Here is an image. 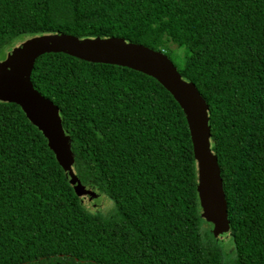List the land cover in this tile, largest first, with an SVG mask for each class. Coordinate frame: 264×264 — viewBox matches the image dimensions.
Segmentation results:
<instances>
[{"label": "trees", "instance_id": "trees-1", "mask_svg": "<svg viewBox=\"0 0 264 264\" xmlns=\"http://www.w3.org/2000/svg\"><path fill=\"white\" fill-rule=\"evenodd\" d=\"M60 31L145 44L195 82L228 202L230 264H264V0H0V61L18 39ZM32 80L60 108L82 183L116 209L89 210L43 132L0 101V264H225L168 89L64 52L39 56Z\"/></svg>", "mask_w": 264, "mask_h": 264}, {"label": "water", "instance_id": "water-1", "mask_svg": "<svg viewBox=\"0 0 264 264\" xmlns=\"http://www.w3.org/2000/svg\"><path fill=\"white\" fill-rule=\"evenodd\" d=\"M48 52H64L91 62L127 66L156 78L168 89L183 108L190 127L202 216L213 224L216 238L230 231L221 166L212 149L209 104L195 82L185 79L166 53L121 36L80 38L60 31L29 37L0 61V101L20 105L43 132L76 194L82 198L95 195V191L82 183L74 169L71 138L63 126L60 108L43 95L32 80L36 59Z\"/></svg>", "mask_w": 264, "mask_h": 264}, {"label": "rangeland", "instance_id": "rangeland-1", "mask_svg": "<svg viewBox=\"0 0 264 264\" xmlns=\"http://www.w3.org/2000/svg\"><path fill=\"white\" fill-rule=\"evenodd\" d=\"M25 38L18 39V43L22 42ZM11 50L10 47H6L1 55V61L6 57L7 53ZM91 190L95 191V195L90 196L86 195L84 199V203L88 207L89 210L95 212V213H101L103 215H107L113 211H115L116 206L113 199H111L108 195L105 193L96 190L95 188L91 186H87ZM208 225H205V232H207L210 235H213V225L210 223H207ZM217 244L223 249L224 256H225V264H230L231 260L233 259L235 255V243L233 240V237L231 236L230 232H226L222 234L220 237L216 238Z\"/></svg>", "mask_w": 264, "mask_h": 264}]
</instances>
